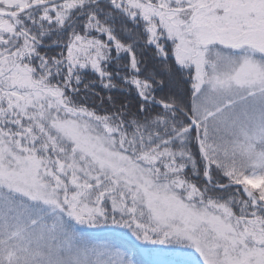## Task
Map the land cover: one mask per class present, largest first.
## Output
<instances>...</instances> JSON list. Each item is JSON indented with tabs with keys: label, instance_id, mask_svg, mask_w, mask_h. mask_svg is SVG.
<instances>
[{
	"label": "snow or ice",
	"instance_id": "snow-or-ice-1",
	"mask_svg": "<svg viewBox=\"0 0 264 264\" xmlns=\"http://www.w3.org/2000/svg\"><path fill=\"white\" fill-rule=\"evenodd\" d=\"M0 264H264V0H0Z\"/></svg>",
	"mask_w": 264,
	"mask_h": 264
},
{
	"label": "trees",
	"instance_id": "trees-1",
	"mask_svg": "<svg viewBox=\"0 0 264 264\" xmlns=\"http://www.w3.org/2000/svg\"><path fill=\"white\" fill-rule=\"evenodd\" d=\"M97 91H99V89H97ZM102 95L104 94V93H101ZM117 96H118V98H120V99H122L123 97H120V95L119 94H116ZM97 104L99 103L98 101L96 102ZM104 108H108V105L107 104H105L104 105Z\"/></svg>",
	"mask_w": 264,
	"mask_h": 264
},
{
	"label": "rangeland",
	"instance_id": "rangeland-1",
	"mask_svg": "<svg viewBox=\"0 0 264 264\" xmlns=\"http://www.w3.org/2000/svg\"><path fill=\"white\" fill-rule=\"evenodd\" d=\"M97 234H99L100 232H96ZM153 258V257H152ZM154 259V258H153Z\"/></svg>",
	"mask_w": 264,
	"mask_h": 264
}]
</instances>
